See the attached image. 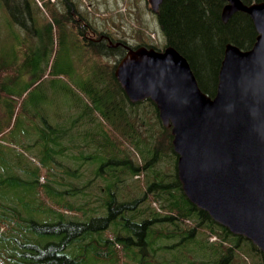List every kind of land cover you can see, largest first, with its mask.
I'll return each instance as SVG.
<instances>
[{
    "label": "trees",
    "instance_id": "1",
    "mask_svg": "<svg viewBox=\"0 0 264 264\" xmlns=\"http://www.w3.org/2000/svg\"><path fill=\"white\" fill-rule=\"evenodd\" d=\"M243 1L250 4L262 0ZM2 2L14 23L25 29L23 38L31 43H53L54 27L60 45L66 34L73 38L74 49L68 51L63 70L71 74L65 88L75 93L70 100L52 102L11 98L10 122L4 126L0 107V140L9 126L13 138L17 140V132V141L26 150H34L33 157L39 163L18 151L15 164H11L5 149L0 150V264H87L92 257V264H115L119 250L125 251V257L131 253L136 264H246L240 254L245 243L260 254L252 264H264V253L255 245L232 234L188 199L177 175L171 128L162 123L156 104L150 99L131 102L114 73L115 65L97 60V56L122 53L127 40L99 30L77 4L73 17L57 13L56 6L48 8L49 24L41 28L36 0ZM225 4L226 0H163L154 12L165 39L164 48L173 46L187 58L201 88L211 96L217 89L226 45L250 49L258 35L252 18L243 11L224 22ZM76 15L82 18V29L108 35L113 43H119L118 48L110 42L106 46L86 43L78 33ZM139 45L161 49L148 41L130 44ZM31 57L13 66L0 64V99L25 75H29V83L24 92L39 84L43 73L39 61L32 62ZM54 71L58 74V69L50 68L51 73ZM73 80L77 86L71 85ZM50 87L55 89V84L50 82ZM16 127L20 130L14 132ZM170 156L172 172L163 166L156 168ZM65 157L76 160V167L92 160L96 164L94 177L77 184L84 171L64 162ZM41 176L51 183L40 180ZM95 177L105 182L99 188L104 194L97 207H89L87 200H68L69 196L87 195V189L94 188ZM128 179L138 184L137 195L124 189ZM147 196L150 203L142 208ZM68 212H82L84 217L70 218ZM207 229L210 236L219 239L203 242L199 236ZM196 230L200 231L197 235ZM106 231L111 235L105 236ZM161 238L170 243L156 246ZM190 243H196L193 245L200 256L186 255ZM163 249L172 259L159 262L157 256ZM123 264L132 263L125 259Z\"/></svg>",
    "mask_w": 264,
    "mask_h": 264
},
{
    "label": "water",
    "instance_id": "2",
    "mask_svg": "<svg viewBox=\"0 0 264 264\" xmlns=\"http://www.w3.org/2000/svg\"><path fill=\"white\" fill-rule=\"evenodd\" d=\"M223 21L247 13L250 49L228 43L214 96L175 47L128 48L115 75L131 102L152 100L171 128L177 175L188 199L264 252V0H226ZM162 0H150L157 11Z\"/></svg>",
    "mask_w": 264,
    "mask_h": 264
},
{
    "label": "rangeland",
    "instance_id": "3",
    "mask_svg": "<svg viewBox=\"0 0 264 264\" xmlns=\"http://www.w3.org/2000/svg\"><path fill=\"white\" fill-rule=\"evenodd\" d=\"M53 0H42V6H40V10L36 9L37 17H38V26L43 28L49 24V10H53L55 8V5L52 4ZM76 4L79 6L81 10H83L85 13H87V20L94 24L99 30H103L105 32H109L110 35H112L114 38H123L127 40V42L132 43L133 45H138L139 43H142L144 41L153 42L161 49L164 48V37L162 35V30L159 27L158 21L156 19V16L154 12L151 10L150 5L148 6V3H146V0H76ZM34 6V5H33ZM36 7V6H34ZM87 21V25L90 27L89 23ZM81 25H78L77 27L80 28ZM25 29L20 28L16 23H14L12 16L10 12L6 9V7L3 5L2 0H0V64H5L7 66H13L14 64H20L24 61H26L29 57V55H32L31 59L32 62L38 60L39 62V69L41 70V73H43L41 76H43L41 79H39V84L35 87L34 84L26 91L25 87L29 83V75L23 76L21 80L12 85L9 89L6 91L5 96H3L2 99H0V107L3 110V119L2 123L3 126L6 125L9 121V113H10V100L11 98L15 99H23L25 97H32V99H42L49 100V102H52V100L58 101V99H71V94H74L75 92L71 89L69 91L65 87H69V84L66 81H71L70 73H66L63 70L64 64L67 60V53L69 50L74 49V41L72 37H69L68 34L64 36L65 41L63 44H59V34L54 27L53 31V43L51 41H45L44 46H42L39 43H31L30 40L23 38ZM35 32V30H34ZM157 35V39H153L154 36ZM82 39V38H81ZM64 47V49H63ZM125 55V54H124ZM122 57V53L120 54H114V55H108V56H97V60L101 61L103 64L109 65V66H116ZM79 66V65H78ZM17 67V65H16ZM56 68L58 69V74H55L56 71L50 72V68ZM74 71V68H71V72ZM13 72V71H11ZM71 83L72 86H77L75 80ZM50 82L55 84V91L52 90L50 87ZM66 89V90H65ZM68 90V91H67ZM47 97V99H45ZM44 99V100H43ZM6 100L7 102H5ZM16 112H18V109H16ZM21 114V113H20ZM14 121L12 122L13 125ZM8 127V128H7ZM20 130V128H15L14 132ZM16 139L19 140V134L16 132ZM13 138V134L9 131V126L5 127V131L3 132V135L1 136L0 142V150L1 148H4L6 151V158L10 157V163L15 164L14 157L15 153L18 151L23 152L28 159H30L34 163H38L35 160L34 150H26L20 143ZM24 142H28V136L25 135L23 137ZM90 148H87L89 150ZM86 150V152H87ZM128 150L133 152L132 147H128ZM26 151V152H25ZM173 153V152H172ZM134 154V152H133ZM34 156V157H33ZM173 157H176L177 160V154L173 153ZM26 158V159H27ZM27 159V160H28ZM73 159V158H72ZM68 159L65 157L63 159L64 162H68L72 166L76 167L77 161ZM82 160H79V163H81ZM87 161V162H86ZM85 164H81L77 167H79L81 170L84 171L83 176L77 181V184H81L82 182L87 181L90 178H93V174H95L96 164L92 163V160H86ZM172 156L168 158V160H165L164 164H159L156 166V168H161L162 166L166 169L172 172L173 166H172ZM143 163V161H142ZM39 164V163H38ZM39 166V165H38ZM76 167V168H77ZM42 173L45 176L46 171L42 169ZM44 176H41L40 180H44L43 182L51 183V180H46ZM68 180H71V178H67ZM55 186L58 188H62L61 185L56 184L52 182ZM105 186L104 178H96L95 177V185L94 188L87 189V195H78V196H69V194L66 196L69 201L71 202H84L87 200V202H90L89 207H97L98 204L101 203L102 194H104L103 191H101L99 188ZM124 189L130 192L131 195H137L139 193L138 190V184L132 179H128L126 186H124ZM97 192L100 193L97 195ZM150 203V198L147 196L144 201H142V208L148 206ZM58 207V206H57ZM92 212H89L88 214H91ZM68 217L70 218H83L84 214L82 212L79 213H72L68 212ZM199 230H196L195 235L199 234ZM105 236H110L111 232L106 231L104 232ZM201 236H203V242L209 241L210 243L212 241L218 240L214 237V235H209V230L207 229L203 234H200L199 238L201 239ZM210 236V237H209ZM216 238V240H214ZM168 239L161 238L158 239L156 242V246L159 244H169L170 241H167ZM176 241V240H175ZM208 243V244H210ZM196 243H190L186 250V255L189 257L195 258L197 256H200V252H196L194 245ZM182 251V250H181ZM244 251H249V253H245ZM160 256H157L158 261L162 258L172 259L171 253L166 251L165 249L159 250ZM119 260L115 261V264H123L124 260L131 262L132 264H136L135 259L132 254H129V257H125V251L119 250ZM242 258L245 259L246 264H252L254 260L257 259L259 252L255 251L251 246L250 243H245L243 247V251L240 252ZM155 259V257H153ZM193 260V259H192ZM94 261V257L88 258L87 264H92ZM186 262V261H185ZM111 262H106L104 264H110Z\"/></svg>",
    "mask_w": 264,
    "mask_h": 264
},
{
    "label": "flooded vegetation",
    "instance_id": "4",
    "mask_svg": "<svg viewBox=\"0 0 264 264\" xmlns=\"http://www.w3.org/2000/svg\"><path fill=\"white\" fill-rule=\"evenodd\" d=\"M146 3H149L148 0H146ZM52 4H54L56 6V9L58 10L57 13H65L66 15H70L73 17V15H75L76 13V7H75V4H76V0H53ZM75 19H77V23L78 25H81L80 21L82 20L81 17H79V15H76ZM80 20V21H79ZM83 23H85L83 21ZM77 26V24H76ZM84 26V25H81L80 28ZM78 29V33L81 35L82 39L88 43L89 42H92L93 44H102L104 46H106L107 44H109L110 42V46H112L113 48H118V44L119 43H113L114 41L108 37V35L104 34V33H99L97 34V32L95 31H92V30H86V29H79V27L77 28ZM112 42V43H111ZM124 45L126 44H123V49L124 51L122 52V55L123 53H125L126 51V48H124ZM102 56H108V55H101Z\"/></svg>",
    "mask_w": 264,
    "mask_h": 264
}]
</instances>
